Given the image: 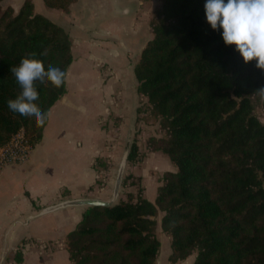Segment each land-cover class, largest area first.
<instances>
[{
	"label": "trees",
	"instance_id": "1",
	"mask_svg": "<svg viewBox=\"0 0 264 264\" xmlns=\"http://www.w3.org/2000/svg\"><path fill=\"white\" fill-rule=\"evenodd\" d=\"M72 2L44 0L63 13ZM159 3L149 20L152 38L133 67L137 94L145 99L135 122L157 123L164 131L147 143L174 171L162 174L153 203L141 196V177L128 174L120 186L130 181L135 193L119 195L108 207L84 208L63 242L68 259L155 264L160 213L171 263L195 254L192 264H264V124L255 114L256 107L264 112L258 92L264 89V70L255 60L245 63L235 45L226 46L222 29H211L206 0ZM70 47L69 36L34 14L29 1L16 14L0 6V146L19 129L35 145L44 126L8 109L7 101L21 92L10 68L34 58L45 70L51 65L66 72ZM36 86L35 103L47 113L64 93V83ZM143 158L134 137L126 164L133 167ZM13 260L21 262L20 252Z\"/></svg>",
	"mask_w": 264,
	"mask_h": 264
},
{
	"label": "crops",
	"instance_id": "2",
	"mask_svg": "<svg viewBox=\"0 0 264 264\" xmlns=\"http://www.w3.org/2000/svg\"><path fill=\"white\" fill-rule=\"evenodd\" d=\"M25 1L34 14L69 36L72 61L64 93L49 108L28 160L0 172V264H73L63 242L86 207L38 213L67 199L111 201L112 169L126 153L135 110L145 101L137 94L133 67L152 38L149 20L159 1L73 0L67 13L48 8L44 0H2L0 6L16 14ZM155 156L151 151L137 165L150 166ZM170 168L166 171H174ZM139 177L144 198L145 178ZM158 186L147 201L154 202ZM157 218L156 234L161 232L160 213ZM164 237L168 248L155 264L194 262L195 254L171 263L169 238ZM16 252L20 263L13 260Z\"/></svg>",
	"mask_w": 264,
	"mask_h": 264
},
{
	"label": "clouds",
	"instance_id": "3",
	"mask_svg": "<svg viewBox=\"0 0 264 264\" xmlns=\"http://www.w3.org/2000/svg\"><path fill=\"white\" fill-rule=\"evenodd\" d=\"M205 14L212 30L222 29L226 46L235 45L245 63L255 60L256 67L264 70V0H227L226 3L225 0H206ZM10 71L21 92L16 99L7 101L8 109L34 118L37 126H43L48 114L35 103L39 99L36 82L59 88L66 73L51 65L45 70L43 62L34 58H23L19 66ZM258 92L264 95V89Z\"/></svg>",
	"mask_w": 264,
	"mask_h": 264
},
{
	"label": "rangeland",
	"instance_id": "4",
	"mask_svg": "<svg viewBox=\"0 0 264 264\" xmlns=\"http://www.w3.org/2000/svg\"><path fill=\"white\" fill-rule=\"evenodd\" d=\"M159 4L160 3L158 2L157 6ZM61 30H63V29H61ZM148 33H149V35H151L150 32H148ZM255 114L257 115L259 120L264 124V112L259 107L255 108ZM162 136H164V131H162L160 129V127L157 123L147 124V123H145V121L144 122L139 121V122L135 123V129H134L133 136L131 137V139H133L135 137L137 142H138L140 151L143 153V155H145V154L147 155L148 153L151 152L150 151L151 146H149L147 143L148 138H150V137L158 138V137H162ZM153 155H158V156L154 157V160L150 163V166H148V163L146 162L145 165L144 164H142L141 166L137 165L138 167H136L134 170V175H137V176L143 175L145 178L144 186L146 187V189L144 190L143 197L147 200L150 197V191H152L154 189V187L156 185H158V183H159V185L161 184L159 182V179L161 178L162 174L166 170H173L170 168V167H172L171 163L169 162V160L165 156H163L159 152H153ZM161 161H164V162H161ZM118 166H119V164L117 163L115 165L114 169H112V175H111L112 184L115 180V176H116ZM132 168L133 167L128 166L125 163L122 179L124 176L131 174ZM129 183H130V181H128L124 185V187H121V186L119 187L118 195H120L122 198H124V196L129 192H133V193L136 192V189L134 187L128 185ZM157 220H158V218H157ZM156 235H157V238L160 240V243H161V247H159V252H158V259L161 260L160 258H161L162 251L165 252V250H167L168 244H167L166 238L164 237V235L161 232L158 231ZM168 264H170V263H168Z\"/></svg>",
	"mask_w": 264,
	"mask_h": 264
},
{
	"label": "built area",
	"instance_id": "5",
	"mask_svg": "<svg viewBox=\"0 0 264 264\" xmlns=\"http://www.w3.org/2000/svg\"><path fill=\"white\" fill-rule=\"evenodd\" d=\"M33 146L26 138L24 129H19L4 145L0 146V172L5 167L25 163Z\"/></svg>",
	"mask_w": 264,
	"mask_h": 264
},
{
	"label": "water",
	"instance_id": "6",
	"mask_svg": "<svg viewBox=\"0 0 264 264\" xmlns=\"http://www.w3.org/2000/svg\"><path fill=\"white\" fill-rule=\"evenodd\" d=\"M125 163H126V153L121 159L117 172H116L115 180L113 183L112 199L110 202H103V201H100L97 199H91V198L67 199L64 201H60L57 204L42 208L39 211L38 215L42 216V215L53 213L61 209H66V208H71V207H108L110 206L117 199L118 190L121 184Z\"/></svg>",
	"mask_w": 264,
	"mask_h": 264
}]
</instances>
